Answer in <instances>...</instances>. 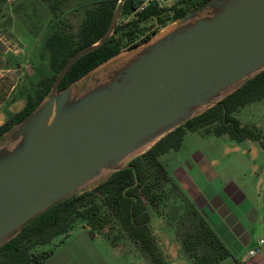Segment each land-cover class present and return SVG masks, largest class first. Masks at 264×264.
Returning <instances> with one entry per match:
<instances>
[{
    "label": "water",
    "instance_id": "water-1",
    "mask_svg": "<svg viewBox=\"0 0 264 264\" xmlns=\"http://www.w3.org/2000/svg\"><path fill=\"white\" fill-rule=\"evenodd\" d=\"M46 97L0 136V247L34 218L125 168L161 137L264 69V0H205ZM164 27V26H163Z\"/></svg>",
    "mask_w": 264,
    "mask_h": 264
},
{
    "label": "trees",
    "instance_id": "trees-1",
    "mask_svg": "<svg viewBox=\"0 0 264 264\" xmlns=\"http://www.w3.org/2000/svg\"><path fill=\"white\" fill-rule=\"evenodd\" d=\"M66 1L48 0L52 11L49 22L51 25L57 23L56 29L44 41L50 73L39 74L35 92L29 91L26 95L27 102L22 111L8 114L6 122L0 125V136L40 104L50 92L60 69L73 53L104 35L118 2H77L75 10L81 12V18L74 26L65 16ZM182 1V6L175 3L171 6L149 3L144 9L136 11L140 0H124L120 20L113 34L71 65L60 82V89L120 51L148 40L169 21L205 0ZM124 18L128 20L123 21ZM57 25L60 27L57 28ZM263 98L264 69L215 105L161 137L145 152L131 159L127 167L114 171L91 190L74 194L34 218L0 247V264H45L55 247H43L50 245L57 236H60L61 243L78 224L88 226L92 232L105 236L101 231L112 220L125 231L135 252L148 259L150 264H168L150 227V208L156 215L165 217L159 209L163 206V200H168L169 193H174L179 204H174L175 211L173 215H168L167 226L174 230L182 251L192 263L218 264L231 257L230 249L159 160V156L179 149L184 135L195 131L216 136L226 134L237 142L245 139L256 141L264 156V132L255 124H242L235 116L241 107ZM106 237L112 246L123 244L118 236L109 237L106 234Z\"/></svg>",
    "mask_w": 264,
    "mask_h": 264
},
{
    "label": "rangeland",
    "instance_id": "rangeland-1",
    "mask_svg": "<svg viewBox=\"0 0 264 264\" xmlns=\"http://www.w3.org/2000/svg\"><path fill=\"white\" fill-rule=\"evenodd\" d=\"M79 1L83 0H67L65 3V16L74 26L81 18V12L75 10V5ZM176 1L167 0L162 5L171 6ZM51 17L52 11L48 0H0V121L3 118L6 121L9 117L8 114L22 111L27 102L26 95L29 91L34 93L36 90L39 74L50 73V62L47 59L48 54L44 51V41L56 29L57 23L51 25L49 22ZM148 25L149 23H147ZM173 26L172 22H168L160 29V32L163 33ZM59 27L57 25V28ZM235 116L241 123L259 122L264 126V98L241 107ZM220 139H222L220 136L205 135L199 131L187 132L179 149L161 154L159 160L173 174V169L182 166L188 157L195 158L198 151L205 152V154L212 152V156L220 163L215 168L230 166L229 170L234 172L235 178L245 181L246 186L252 188L256 179L251 175L250 154L240 151L225 152ZM260 160L259 157L256 162L259 163ZM92 186L94 185L89 186L86 190H91ZM167 198L168 200H163V206L159 209L165 217L156 215V212L150 208L151 216L155 218L152 222V229L158 231L156 232L158 234L162 233L159 226L162 223L167 225L168 215H173L174 207H176L174 204H179L174 193H169ZM262 202L264 205V189L262 190ZM79 226L78 224L74 227L76 234L72 237L75 239L79 233ZM166 231L163 232V236L172 240L176 233L172 228H167ZM101 232L105 236L101 235L102 237L97 238L99 239L97 241H101L100 243L94 244L90 248L81 249V260H79L81 264H150L148 259L135 252L134 245L125 231H122L114 220ZM106 234L109 237L118 236V240L123 241V244H120L123 248L113 250ZM51 247H55L57 251L56 259L53 260L55 262L60 259V255H63L60 252V236H57L50 245L44 246L43 249ZM170 256L172 260L175 256L173 264H193L182 250H179L175 255L171 252ZM73 264L78 263L74 261ZM222 264L236 263L231 258H227Z\"/></svg>",
    "mask_w": 264,
    "mask_h": 264
},
{
    "label": "crops",
    "instance_id": "crops-1",
    "mask_svg": "<svg viewBox=\"0 0 264 264\" xmlns=\"http://www.w3.org/2000/svg\"><path fill=\"white\" fill-rule=\"evenodd\" d=\"M5 122L3 118L0 125ZM250 124H255L264 132V126L259 122ZM218 136L222 138L220 140H222L225 152L240 151L250 154L251 175L256 179L252 188L247 187L245 181L236 179L233 175L234 172L229 170L230 166L215 168L220 163L212 156V152L205 154V152L198 151L195 158L188 157L182 166L173 169L172 175L230 249L232 256L228 258H231L236 264H264V205L262 202L264 156L262 149L256 141L245 139L237 142L231 140L226 134ZM259 157L261 160L258 163L256 160ZM154 219L151 217V230L155 233L168 264H173L175 256L172 260L171 252L175 255L179 250H182L181 246L175 235L172 240L163 236V232H167V228L171 229L166 224L162 223L159 226L161 234L156 233L158 231L152 229ZM79 227L76 239L72 237L76 234L73 229L60 243V252L63 253L60 255V259L53 261L57 254L55 250L45 264H73L74 261L81 264L79 261L81 260V249L93 247L94 244L101 242L97 241L99 236L102 237L100 234L92 232L88 226L80 225ZM259 239H263V243L259 244ZM255 246L259 247L258 252L249 256L248 251ZM110 247L113 250L123 248L121 245ZM225 260L227 258L218 264H222Z\"/></svg>",
    "mask_w": 264,
    "mask_h": 264
},
{
    "label": "built area",
    "instance_id": "built-area-1",
    "mask_svg": "<svg viewBox=\"0 0 264 264\" xmlns=\"http://www.w3.org/2000/svg\"><path fill=\"white\" fill-rule=\"evenodd\" d=\"M165 1H167V0H140V4H139L138 8L136 9V11H140V10L144 9L149 3H157L159 5H162V3H164ZM258 242H259V244L263 243V239H259ZM258 250H259V247L255 246L248 251V255L252 256V255L256 254L258 252Z\"/></svg>",
    "mask_w": 264,
    "mask_h": 264
},
{
    "label": "flooded vegetation",
    "instance_id": "flooded-vegetation-1",
    "mask_svg": "<svg viewBox=\"0 0 264 264\" xmlns=\"http://www.w3.org/2000/svg\"><path fill=\"white\" fill-rule=\"evenodd\" d=\"M190 1H192V0H190ZM190 1H189V3H190ZM188 3V4H189ZM175 4H177V6H182L183 4H184V2L182 1V0H177L176 2H175ZM159 5V4H158ZM159 6H164V5H159ZM126 20H128V18H124L123 19V21H126Z\"/></svg>",
    "mask_w": 264,
    "mask_h": 264
}]
</instances>
